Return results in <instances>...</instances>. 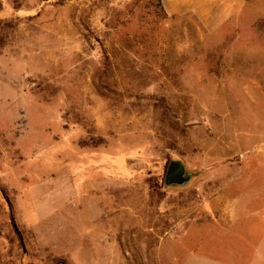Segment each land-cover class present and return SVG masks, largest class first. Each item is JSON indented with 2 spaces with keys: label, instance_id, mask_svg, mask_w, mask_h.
Returning <instances> with one entry per match:
<instances>
[{
  "label": "rangeland",
  "instance_id": "1",
  "mask_svg": "<svg viewBox=\"0 0 264 264\" xmlns=\"http://www.w3.org/2000/svg\"><path fill=\"white\" fill-rule=\"evenodd\" d=\"M0 264H264V0H0Z\"/></svg>",
  "mask_w": 264,
  "mask_h": 264
},
{
  "label": "water",
  "instance_id": "2",
  "mask_svg": "<svg viewBox=\"0 0 264 264\" xmlns=\"http://www.w3.org/2000/svg\"><path fill=\"white\" fill-rule=\"evenodd\" d=\"M191 179L181 161H171L165 174V187H185Z\"/></svg>",
  "mask_w": 264,
  "mask_h": 264
}]
</instances>
